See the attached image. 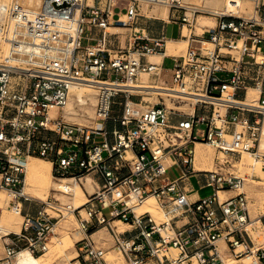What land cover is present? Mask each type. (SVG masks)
Masks as SVG:
<instances>
[{
	"label": "built area",
	"instance_id": "built-area-1",
	"mask_svg": "<svg viewBox=\"0 0 264 264\" xmlns=\"http://www.w3.org/2000/svg\"><path fill=\"white\" fill-rule=\"evenodd\" d=\"M227 1L240 13L197 0L0 1L9 56L0 63V194L22 215L20 230L0 237V264L23 250L46 253L69 212L81 237L68 264H108L93 237L100 229L123 264H264V214L251 218L246 178L232 171L243 154L264 170V0ZM143 4L166 5L167 21L143 14ZM201 16L215 26L196 34ZM154 21L176 26L187 40L182 55H165L168 37L164 27L154 35ZM155 55L161 60L150 61ZM80 83L96 87L95 126L63 116ZM145 85L159 92L136 87ZM197 143L215 150L214 169L195 168ZM29 156L49 160L55 178L90 176L94 191L74 209L27 196ZM204 189L211 193L201 196ZM33 201L37 213L23 214Z\"/></svg>",
	"mask_w": 264,
	"mask_h": 264
},
{
	"label": "bare ground",
	"instance_id": "bare-ground-1",
	"mask_svg": "<svg viewBox=\"0 0 264 264\" xmlns=\"http://www.w3.org/2000/svg\"><path fill=\"white\" fill-rule=\"evenodd\" d=\"M2 3L6 4L10 0H0ZM197 2H202L205 5H209L213 8L214 11L219 12L221 10H228V11H234L235 13H240L239 9H234L231 8L230 4L228 3L227 0H197ZM159 7H156L152 10H149L146 8L145 5L141 6L142 11L147 13V16L150 17H155L161 20L166 21L168 19V9L166 5H158ZM241 9L247 7L248 10L247 12L250 11L251 5L249 3H241ZM196 30L198 33L202 32L203 29H212L215 26V18L210 17V16H201L198 18L197 23H196ZM119 30V29H118ZM122 30V29H120ZM183 36H188V33H185V30H183ZM187 45V40L182 39L179 41H173V40H168L165 43V55L166 56H171V55H178V54H183L185 51ZM0 47H1V54L2 57L0 58V63H5L8 61L9 56H8V46L7 44L0 39ZM157 57H162L161 55H155ZM154 57V56H151ZM11 65V64H8ZM138 88H143L140 86H136ZM149 90H156L155 88L148 86ZM96 87L92 84L89 83H80L78 85H74L71 87L69 91V96L67 99V102L63 108V116L67 121H70L72 123L81 125V126H92V125H97L95 123V119L93 116H95V104H96ZM159 92V91H158ZM152 93V92H149ZM75 105L80 108V110L88 116V118L92 119V122L88 124L84 120H82L79 113V109L76 110ZM54 110H51L52 114H55L53 112ZM56 112V111H55ZM94 113V115H93ZM202 146H206L207 149L205 148L204 150H208L210 148L208 144L206 143H197L195 145V168L198 170H212L214 169V157L207 152H204L202 150ZM209 151V150H208ZM210 152V151H209ZM254 162V161H253ZM256 163V162H254ZM236 164L239 165L240 169L245 170V165L247 166L246 163H244V160H239L236 162ZM257 164V163H256ZM51 162L48 160L46 161L45 159L41 157H32L29 156L26 159V179H25V194L31 198H38L40 201L41 198H45L46 194L43 193L41 189H45L46 191L52 190L58 193L62 194H71L73 196V193L75 194H80L81 196L84 195V199L86 200V192L87 193H92V186L94 187L95 183L90 176H85L81 181H76L75 179L72 178H55V182L50 180L51 174L50 169H51ZM259 169V166L257 167ZM261 169V168H260ZM259 172L264 173V170H260ZM254 176H252L253 179ZM52 178V177H51ZM92 179V180H91ZM260 179V178H259ZM261 180V179H260ZM92 181V184H91ZM253 181H258L254 180ZM92 190V191H91ZM50 192V191H49ZM223 192H220L219 195L223 196ZM7 199V193L1 192L0 194V202L3 204V202ZM47 199V198H46ZM79 200V199H78ZM153 200V199H152ZM151 199L147 202V206L150 208V211L152 212L153 216L157 220H161L163 218L162 214L158 210H154L155 202L153 203ZM261 205L262 208H264V196L260 197ZM85 202V201H84ZM77 203V206L75 207L73 204V209L74 208H79L83 205V203ZM6 210L2 211V216L0 220V237L6 233L9 232H16V226L11 221L10 218H6ZM13 212V211H12ZM14 213L15 218L19 221L21 219V215L19 213ZM261 214H264V212H258L256 216V211L255 210H250V215L252 219H258ZM74 218V215L72 212H69L63 219L59 221V223L56 225V230L58 228H62L64 223H67L66 219ZM17 224V223H16ZM116 224L122 225L120 222H116ZM104 229H100L96 233H94L93 237L96 241H106L108 240V237L103 234ZM77 235L79 233L77 232ZM70 247L72 246L69 245ZM50 252L47 251L46 253L34 257L30 255L26 250H23L19 253V255L14 259L13 263L17 261L18 264H34L35 261L38 259L40 260V264H46V256ZM105 258L108 261V264H123V259L120 255L119 252H114V250H109L105 252ZM6 264V263H3ZM39 264V263H38Z\"/></svg>",
	"mask_w": 264,
	"mask_h": 264
},
{
	"label": "rangeland",
	"instance_id": "rangeland-1",
	"mask_svg": "<svg viewBox=\"0 0 264 264\" xmlns=\"http://www.w3.org/2000/svg\"><path fill=\"white\" fill-rule=\"evenodd\" d=\"M143 5H145V4H143ZM145 6L149 10H152V9H154L156 7H159L158 5H154V6L145 5ZM143 14H144V12H143ZM145 15L147 16V13H145ZM148 17H150V16H148ZM152 23H154V25H156V26H162L164 24V22H162V21H154ZM165 25L167 27H169L167 29V33H166L167 37H168V40H169V37L170 38L174 37L173 39H170V40H173V41L182 40V39H179L177 37L178 32H177L176 26H172V25L170 26L168 24H164V26ZM195 28H196V26L194 27L193 32H195L196 34H200L201 32L198 33V31ZM183 30H185V33H189L186 29H183ZM109 31H113V30H109ZM119 31L121 33H123V34L125 32L124 30H120V29H119ZM166 41H167V39H166ZM186 48H187V45H186ZM186 48H185V50H186ZM1 57H2V54H1V47H0V58ZM165 66L166 67H170L171 63L169 61H167ZM143 82L148 83V76L147 75L143 76ZM145 101L153 104V103H155L157 101V99H156V97L154 95H151V96L148 95V96H145ZM75 108H76V110H78V109L80 110V108L77 107V105H75ZM185 108H187V107H185ZM53 110H54L53 112L55 113L56 109H53ZM79 113L81 114L80 115L81 117H79V118H81L82 120L85 119L84 121L87 122L88 124H90V122H92V119L88 118V116L86 114H84L81 110L79 111ZM93 115H94V113H93ZM93 117L95 119V116H93ZM92 126H94V125H92ZM201 148H202V150L204 152L210 153L215 158L216 152L211 146L208 147V148H210V149H208L210 152L208 150H204L205 148L207 149L206 146H202ZM32 157H38V156H32ZM45 160L48 161L47 159H45ZM239 160H241V161L244 160V163L247 164V166L245 165L246 169L245 170L240 169L239 165L235 163L234 164L235 167L233 168L232 171H234L238 175L243 176V177L246 178V190H247L248 198H249V201H250L249 202V208H250V210H255L256 211V216H257L258 212H261V211L264 212V208H262V205H261L262 201L260 200V197L264 196V173L259 172L260 167H259V169L257 168L259 165L254 163L253 159L250 156H248L246 154H243L241 157H239L237 159L236 162H238ZM50 166H51L50 173H52V164ZM168 175L171 178H175L178 175H180V169L177 166H173L171 169L168 170ZM53 176L51 174L52 178L50 177V180L52 182L53 181L55 182V179H54ZM252 176H254L253 177L254 180H258V181H253ZM191 182H192L194 188L197 189L198 185L196 184V179H192ZM91 184H92V181H91ZM41 190L43 191V193L46 194L45 198H41V200L42 199L46 200V198H49V197L53 196V197L59 199L62 203H65V204H73L74 205V200H75V203H82V202L85 201L84 195L81 196L80 194H78V195L75 194V197H73L71 194H68V195L67 194H62V193H58V192H55V191H52V190L46 191L44 188L41 189ZM93 191H94V189H93ZM210 193H211L210 189H204V190L199 192V194L201 196L208 195ZM34 199H38V198L35 197ZM153 203H154V201H153ZM2 206L4 208V205H2ZM74 206L76 207L77 204H75ZM4 209H3V211H4ZM153 209L155 210V206H154ZM5 210H6L5 212H7L6 213V218H10L11 221H13V223L16 226V232H18L20 230V227H21L22 218L18 221L15 218L14 213L12 211H10L8 209H5ZM105 214L107 215V212H105ZM67 220H69V221H67ZM66 221H67V223H64L62 228H59V230L55 229L56 233L59 235V237H57V239H60V240L62 239L63 242L62 243H58L57 239L56 240L53 239V243L50 244V247H49V250H48L50 253L46 256V264H68L69 261H71L76 256L74 251L73 252L69 251V247H70L69 245L72 244V242L71 243L68 242V241H71L70 238H69V235L73 234V239L74 240H78L81 236L77 235V233H76L77 232V223H76L75 219L71 217L70 219H66ZM117 225H118L119 229H121V230L125 228V226H123V225H120V224H117ZM102 232H103V234L105 236L108 237V240L102 241V242L97 241V243L103 244L104 247H106L109 250H114V252H118L116 249H114L112 247V240H111L110 236L108 235L107 231L104 229ZM0 247H1V243H0ZM40 260H38L35 263H39L40 264Z\"/></svg>",
	"mask_w": 264,
	"mask_h": 264
},
{
	"label": "crops",
	"instance_id": "crops-1",
	"mask_svg": "<svg viewBox=\"0 0 264 264\" xmlns=\"http://www.w3.org/2000/svg\"><path fill=\"white\" fill-rule=\"evenodd\" d=\"M168 25H172V26H175V25H173V24H168ZM162 27H164V30L166 31V33H167V29L169 28V27H167L166 25L164 26V25H162V26H156V25H154V23H152V28H153V33H154V35H158L159 33H160V31H161V29H162ZM174 37H172V38H170L169 37V39H173ZM168 39V38H167ZM166 48V47H165ZM178 55H181V54H178ZM159 60H161V58L160 57H157V56H154V57H150V61H159ZM168 60H164V62H167ZM140 87H143L144 89L142 90L143 92H146V93H149V92H158L157 90H149V89H147L148 88V85H145V86H140ZM91 178V177H90ZM95 186H96V184L94 185V187L92 186V190L93 189H95ZM90 193V192H89ZM85 194H87V192L85 193ZM73 197H75V193H73ZM39 200V199H38ZM75 204H77V203H75V200H74V205ZM22 209H23V214H29V215H35L36 213H37V211H38V204L36 203V202H24L23 203V205H22ZM1 216H2V214H1ZM22 216V215H21ZM74 219H75V221L77 220V215L76 214H74ZM77 222V221H76ZM58 230H59V228H58ZM55 233H56V231H55ZM77 233V232H76ZM57 237H59V235L56 233V235H54V237L52 238V241H51V244L53 243V239H55V238H57ZM69 238H70V240L71 241H68V242H72V246L71 247H69V251L70 252H75V254H76V256L72 259V260H74L76 257H77V240H74L73 239V234H71V235H69ZM66 242V241H65ZM69 244V243H68ZM38 261V259L35 261V262H37ZM70 262V261H69ZM14 264H18L17 263V261L16 262H14ZM34 264H38V263H34Z\"/></svg>",
	"mask_w": 264,
	"mask_h": 264
}]
</instances>
